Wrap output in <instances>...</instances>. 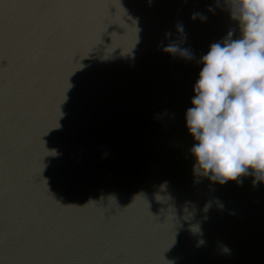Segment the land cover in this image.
I'll return each mask as SVG.
<instances>
[{
  "label": "water",
  "instance_id": "water-1",
  "mask_svg": "<svg viewBox=\"0 0 264 264\" xmlns=\"http://www.w3.org/2000/svg\"><path fill=\"white\" fill-rule=\"evenodd\" d=\"M233 29L228 0H0V264H264V182L195 174L186 126Z\"/></svg>",
  "mask_w": 264,
  "mask_h": 264
},
{
  "label": "clouds",
  "instance_id": "clouds-1",
  "mask_svg": "<svg viewBox=\"0 0 264 264\" xmlns=\"http://www.w3.org/2000/svg\"><path fill=\"white\" fill-rule=\"evenodd\" d=\"M228 5L240 38L232 39L235 29L230 30L201 57L186 126L196 141L195 174L221 184L253 175L255 185L264 182V0H228ZM180 51L191 58L186 49Z\"/></svg>",
  "mask_w": 264,
  "mask_h": 264
}]
</instances>
